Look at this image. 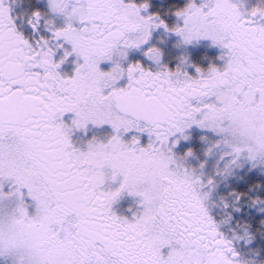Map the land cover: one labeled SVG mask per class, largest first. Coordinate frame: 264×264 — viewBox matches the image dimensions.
Masks as SVG:
<instances>
[{
    "label": "snow or ice",
    "instance_id": "obj_1",
    "mask_svg": "<svg viewBox=\"0 0 264 264\" xmlns=\"http://www.w3.org/2000/svg\"><path fill=\"white\" fill-rule=\"evenodd\" d=\"M148 8V0H48V11L33 12L28 23L37 28L49 17L52 38L32 41L0 0V179L14 184L3 192L0 183V202L16 201L0 207V257L13 256V264H255L235 245L243 237L233 210L247 193L219 195L216 175L246 160L264 163V7L189 0L176 11L183 24L173 27ZM57 15L63 27L55 26ZM161 26L183 44L209 38L226 50L223 67L190 65L188 57L170 67L150 42ZM141 46L155 68L130 57ZM57 48L64 49L59 60ZM73 53L74 74H62ZM90 122L115 134L75 147L73 129ZM193 125L219 137L212 147L222 148L224 164L217 161L215 174L189 167L193 150L178 148ZM144 132L149 143L141 146ZM106 169L123 178L114 191L101 189ZM124 190L141 198L132 218L112 207ZM250 203L264 205V197Z\"/></svg>",
    "mask_w": 264,
    "mask_h": 264
},
{
    "label": "rangeland",
    "instance_id": "obj_2",
    "mask_svg": "<svg viewBox=\"0 0 264 264\" xmlns=\"http://www.w3.org/2000/svg\"><path fill=\"white\" fill-rule=\"evenodd\" d=\"M20 8L22 7L23 10L28 12L29 18H31V14L37 10L41 11L42 13H46L48 11V0H13ZM142 0H137L139 2ZM150 10L146 11L147 13L155 12L156 8H161L163 10L161 14V18L165 20V17L168 14L169 21H166L169 27H173L176 25H181L179 16L176 15V11L179 8L185 7L189 0H159V2L154 3L153 0H148ZM242 6H245L247 9H251L254 7H264V0H240ZM167 5H173V8L167 10ZM172 7V6H171ZM18 8L17 12L20 14L21 9ZM49 17L42 16L41 21L46 24V20ZM65 24V18L62 16L57 15L55 17V26L56 27H63ZM206 44L210 40L206 38ZM181 37L178 33L169 32L163 26L159 28L152 29V40L150 41L151 44L159 46L163 52L165 58L174 57L175 54L178 53L176 57L177 63H180L181 56L180 51L178 48L180 46H188L189 44H183L180 42ZM209 46V44H208ZM218 46V45H217ZM205 53L201 56L204 60V68L207 69L213 63L217 66L221 65L223 67L225 61L220 59V57L225 53L226 50L217 47L218 50L222 49V53L220 54L219 58L214 56L211 53V49L204 47ZM192 52L190 53L189 58H192ZM185 55V54H184ZM185 56H188L187 54ZM134 57V56H130ZM135 58V57H134ZM144 57H142V60ZM146 58V57H145ZM118 59V57H117ZM138 59H140L138 57ZM167 60V59H166ZM168 61V60H167ZM105 70L112 66L111 61L105 62ZM194 129V130H191ZM191 130V131H190ZM200 131V133L198 132ZM186 131H190L189 135H186L188 139H184L183 136H179L180 143L178 148H180L181 154L183 152H187L189 148H191L194 152V155L189 157L188 166L189 167H197L201 164L204 165L202 171L205 174H215L216 173V164L219 160L222 148L212 147V141L218 139L219 137L213 133L209 129H201L198 125H193L191 128L187 129ZM204 131L205 133H203ZM202 133V134H201ZM81 134L83 135L81 138V143L85 146L88 145V142L93 138H97V140L106 141L109 139L113 134H115L114 129L109 124L104 125H96L93 123H89L87 128H83L81 130ZM140 135V144L144 146L149 143V134H139ZM207 137L204 139L203 137ZM123 138L125 140L131 139V134L125 133L123 134ZM220 166L223 167L224 161L219 160ZM216 179L218 181V194L219 195H229L231 193H239L245 192L247 195L236 202L238 207L236 210H233V226L237 229L239 235L243 237L242 239L238 238L235 240V245L238 251L241 253L242 258L246 259L249 256L248 261H254L255 264H260L258 262V257L251 256V253L255 251L257 247V240L255 241V236L253 234L254 229H259L260 226L264 225L261 223L264 221V211H261V207L264 205H253L250 203L252 199L256 197H264V163L252 161H245L242 167H238L232 170L230 174L222 175L217 174ZM0 183L3 184L2 191L3 192H12L14 190V184L9 179H0ZM255 186V187H254ZM230 200V210H232L231 204V196H229ZM16 201L14 199H9L3 202H0V207L4 208H11L15 206ZM28 203L30 204V212H35V203L31 201V198H28ZM125 209H127V205L123 203V209L120 214L125 215ZM243 225L248 226V233L249 235L245 234V229ZM235 233H230V235H234ZM254 242V243H251ZM247 260V259H246ZM14 257L13 256H4L0 257V264H13Z\"/></svg>",
    "mask_w": 264,
    "mask_h": 264
},
{
    "label": "flooded vegetation",
    "instance_id": "obj_3",
    "mask_svg": "<svg viewBox=\"0 0 264 264\" xmlns=\"http://www.w3.org/2000/svg\"><path fill=\"white\" fill-rule=\"evenodd\" d=\"M154 3L159 2V0H153ZM10 7H11V15L15 18L17 26H18V30L23 32L25 34V36L27 38H29L32 41L38 40L40 39L41 36L46 37L51 39L52 38V32L49 30V28L47 27V25L44 22H40V24L38 25L37 28H33L32 25L30 23H28V21L31 19L28 16V12L26 10H23V8L19 7L13 0H8ZM141 2V1H139ZM172 6V7H171ZM167 5V10L170 8H173V5ZM20 8L21 12L20 14L17 12V9ZM150 8L147 9V11H149ZM146 11V10H145ZM155 12L158 13H162L163 10L161 8H156ZM167 16L165 17V21H169L168 18V14H166ZM180 22L181 25L183 24V18H180ZM261 23H264V20L259 21ZM152 40V37H151ZM207 39L202 37L200 38L199 41H194L193 43L189 44L188 46H180L178 48V50L180 51V55L181 56V60L184 57H188L189 60V64H195L198 65L199 67L204 68V60L203 58H201L202 55H204L205 53V48L207 46V48L211 49V53L214 54V56H217L219 58L220 54L222 53V49L218 50V46L212 44L211 40H209L206 44ZM53 43H57L55 41H53ZM60 43H64L65 47L70 48V45L67 42H63L61 41ZM209 44V46H208ZM141 48H143V51H141V49H131L130 50V56H134L135 59L140 60L142 59V57H144V62L147 66H151L153 68L156 67V65H154L153 62H151L150 60H148V58L144 55V52H146V46H141ZM192 54V58H189L190 53ZM64 54V49L63 48H57L56 49V59L59 60ZM187 54L188 56H185ZM178 55L175 54L174 57L171 58H165L164 59V63H167L170 67H175L177 64L176 61L178 57H176ZM138 57L140 59H138ZM146 57V58H145ZM168 61H167V60ZM180 60V61H181ZM82 62V60H81ZM106 62V61H105ZM105 62H102V67H105ZM220 67H222L221 65H219ZM77 67V57L75 55V53H73L71 56H69L63 64L60 65V68L58 69L62 74H69L72 75L75 72V69ZM210 67V66H209ZM106 68V67H105ZM107 70V69H106ZM189 70H191L189 68ZM124 83H126V79L124 81ZM74 116V114L69 113L66 114L64 117V120L67 123H71V117ZM81 130H83V128H75L72 131L71 134V140L73 142V145L77 148H80L82 150H86L88 145L85 146L81 143V138H82V134H81ZM194 130V129H191ZM190 130V131H191ZM190 131H185L184 135H189ZM198 132L200 133V131L198 130ZM203 133H205L204 131H202ZM147 134V132L144 133H139V134ZM202 134V133H201ZM112 172L110 169H106V180L105 183L103 185H101V189L104 191H114L115 189L119 188L120 184L122 183V176H117V178L115 180H113L112 178ZM140 197L138 195H135L131 192H129L128 190H124L121 192V194L119 195V197L114 201L113 203V210L119 214L123 213L121 211V209H123V203L127 205V209H125V215L122 216H127L129 218H132L133 215L138 212L139 210H141L142 205L140 204Z\"/></svg>",
    "mask_w": 264,
    "mask_h": 264
},
{
    "label": "trees",
    "instance_id": "obj_4",
    "mask_svg": "<svg viewBox=\"0 0 264 264\" xmlns=\"http://www.w3.org/2000/svg\"><path fill=\"white\" fill-rule=\"evenodd\" d=\"M253 231H254L253 234L255 236L254 240L255 241L257 240L258 242H256L257 247H256L255 251L251 253V256L258 257L259 258L258 262L261 264V262H264V225L260 226L259 229H254ZM252 243H254V242H252ZM246 259L251 260V259H249V256H247Z\"/></svg>",
    "mask_w": 264,
    "mask_h": 264
}]
</instances>
